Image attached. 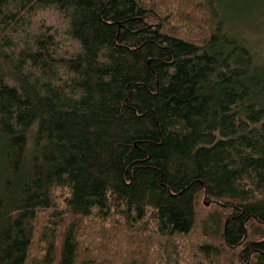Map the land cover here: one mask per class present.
<instances>
[{
	"label": "trees",
	"instance_id": "obj_1",
	"mask_svg": "<svg viewBox=\"0 0 264 264\" xmlns=\"http://www.w3.org/2000/svg\"><path fill=\"white\" fill-rule=\"evenodd\" d=\"M223 3L0 0V264H264V61Z\"/></svg>",
	"mask_w": 264,
	"mask_h": 264
},
{
	"label": "rangeland",
	"instance_id": "obj_2",
	"mask_svg": "<svg viewBox=\"0 0 264 264\" xmlns=\"http://www.w3.org/2000/svg\"><path fill=\"white\" fill-rule=\"evenodd\" d=\"M221 10L229 24L240 26L239 31L244 34L247 40L252 44L260 59L264 61V0H249L252 6L246 5L235 11L232 4L237 7V0H223ZM232 3V4H231ZM231 7H229V5ZM243 11V13L238 14ZM235 12V13H234ZM238 12V13H236ZM52 27L56 32V37L60 46H67L71 51L76 44L71 42L65 35L66 21L54 9L46 8L38 10L31 18V30L38 31L40 28Z\"/></svg>",
	"mask_w": 264,
	"mask_h": 264
}]
</instances>
